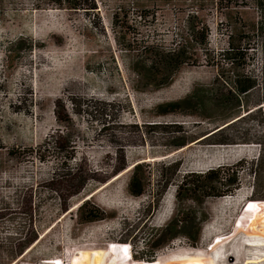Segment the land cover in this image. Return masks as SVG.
<instances>
[{
	"label": "rangeland",
	"instance_id": "rangeland-1",
	"mask_svg": "<svg viewBox=\"0 0 264 264\" xmlns=\"http://www.w3.org/2000/svg\"><path fill=\"white\" fill-rule=\"evenodd\" d=\"M94 2L96 8L84 12L37 6L35 0H0V264H90L92 258L86 255L97 248L111 249L106 252L115 261L126 247L134 263H147L174 249H206L217 233L211 227L222 218L214 211L216 204L240 191L225 221L236 219L238 224L264 215V103L256 104L261 87L245 97L247 107L222 120L207 95L228 34L243 43L245 34L239 30L259 19L257 1ZM197 21L208 28L204 48L189 40L188 26ZM248 35L253 59L244 71L262 80L264 49L256 34ZM183 39L190 41L194 64L181 68L158 90L131 87L124 45L170 49ZM193 91L203 98L204 109L155 114L157 105ZM55 112L63 123L57 122ZM229 123L222 132L205 137ZM57 130L64 131L63 141H74V157L62 163L68 150H54L45 161L38 160L32 151L42 147L38 150L43 153L44 142ZM220 137L234 140L215 143ZM175 141L184 145L174 146ZM239 144H252V152L221 153ZM136 163L145 181L139 196L128 191ZM218 166L233 171L230 179L236 177L238 188L231 194L202 198L182 188L175 197L183 176L190 182L193 175ZM240 199L246 202L237 209ZM84 201L107 216L81 222L84 213L78 207ZM181 212L186 221L177 227L180 233L156 248L168 239L167 229ZM197 230V239L188 236ZM34 235L36 239L11 258L24 239ZM259 240L240 232L229 247L246 244V257L254 259L264 254L263 240L262 247L250 245Z\"/></svg>",
	"mask_w": 264,
	"mask_h": 264
},
{
	"label": "trees",
	"instance_id": "trees-1",
	"mask_svg": "<svg viewBox=\"0 0 264 264\" xmlns=\"http://www.w3.org/2000/svg\"><path fill=\"white\" fill-rule=\"evenodd\" d=\"M256 1V7L259 10V19L256 23H253L251 27H242L239 30L241 33L245 34L243 35V39H245L243 43H240L241 41H239V43H235L233 33L228 34L227 45L219 53V58L215 62V65L218 68L217 76L207 87V95L211 96V100L217 107V112H220L218 117L219 120L237 115L240 107H247L248 105L245 97H247L249 92L254 88L261 87L262 91L256 104L264 103V65L261 69L262 80H259L257 77L249 75L244 71L253 59V57L248 53V48H250V43L247 42L249 32L256 34V36L260 38V42L262 43V47L264 49V2L261 0ZM35 2L37 6L46 4L58 8L64 7L70 10H82L84 12H89L90 10L96 8L94 0H35ZM188 31L190 41L197 42L203 48L206 46L208 28L204 23L197 21L195 24L188 26ZM237 32L238 31L236 30L235 34ZM189 40L183 39L174 48L170 49H166L157 44H142L136 46L132 44V42H128V44L124 45L122 47V51H124L125 55L128 56L126 66L132 75L130 79L131 87L136 90L145 91L158 90L170 84L174 75L181 68L186 65H192L195 62L189 49ZM225 66L228 67L226 68ZM262 106H264V104ZM260 107L261 106H259V108ZM196 108L204 109L205 103L203 98L198 96L196 91H193L181 100L161 103L157 105L154 110L156 115H167L184 110H191L190 112L192 113V110ZM55 118L59 123L64 122V119H62L59 112H55ZM231 123L219 128L215 132H212L207 137L214 136L219 132H222ZM63 132V130H57L55 135L53 134L48 137L47 141L44 142V147L42 149L43 153H39L40 151L38 149L42 148L39 147L37 150L32 151V154H34L38 160L45 161L48 157H50V154H52L54 150H68L64 157H62V163L71 160L74 157V141L71 139L63 141ZM233 140L234 137H220V139L216 140L215 143H232ZM50 144L52 150L47 149ZM173 145L177 147L182 146L184 145V141H175ZM171 166H173V164L169 165V167ZM122 168L123 165L114 170L117 172ZM139 170L140 163H136L132 167L131 175L128 181V191L134 196H139L144 192L145 181L138 173ZM229 170V168H225L224 166H218L215 169L207 170L206 173L201 175H193L195 176V179L190 182H186V179L183 176L180 180V184L177 185L175 197L179 198V193L182 188L186 191L199 193L202 198L231 194L236 188H238V184L235 176L232 179L229 178L231 174L234 175L233 171L232 173H229ZM205 181H207V185L203 184ZM218 185H222V189H217L216 187ZM190 197L192 198V196ZM253 199L254 198L249 199V202ZM78 209L80 213H84V217L80 219L81 222H91L103 219L107 216L97 206L93 204L89 205L87 201L80 204ZM184 214V212H181L177 215L172 224L173 228L167 229L168 239L160 241V243L155 245L156 248L161 246L162 243L168 242L169 239L174 238L180 233V231L177 230V227H179V224L183 221H186ZM198 232L199 230L193 234H188V236L195 240L198 237ZM35 239L36 235L30 239H24L19 250L16 251L15 255H12L11 258L18 256L23 249H25ZM150 257L151 255L148 259H151Z\"/></svg>",
	"mask_w": 264,
	"mask_h": 264
},
{
	"label": "bare ground",
	"instance_id": "bare-ground-1",
	"mask_svg": "<svg viewBox=\"0 0 264 264\" xmlns=\"http://www.w3.org/2000/svg\"><path fill=\"white\" fill-rule=\"evenodd\" d=\"M239 145L241 146L237 145L231 147L230 149H226V150L224 149L223 151H221V153L223 152L226 154L240 156L244 154H250L252 152L251 149L253 147L252 144H239ZM129 168L130 166L125 168L124 171H126ZM118 175H115L112 179L116 178ZM240 192H236L235 194L232 195H226L222 198V200L219 203L216 204L214 211L216 212V214L221 212L222 218L219 220V223L216 224V226L213 225L211 227V232L212 231L217 232L214 237H221V239L217 240L214 244H212L210 248L204 249L202 246L199 249L192 251L189 249L190 250L189 252L188 250L186 251L185 247L182 248L183 251L174 249L173 251L170 252H164L162 254L160 253L154 258V260L147 263L146 262L143 263L142 261H138V260L135 261L134 263V261H132L131 258L129 259L123 258L121 256L122 255L121 253L120 254L117 253L119 254L117 259L115 261H112L111 258H109V256L107 255L108 254L107 252L111 251V249H107V248L106 249L97 248L90 250V252H88L86 256L92 258V262L90 264H238L239 263L238 261L240 260L243 261V264H249V263L259 264L261 261H264V254L263 256L258 255L254 259H250L246 257V249H245L246 244H244L243 246H239L238 249L229 247V243L235 237H237V235L240 232L248 236L256 235L258 236V239H260L259 241L263 240L264 242V215L260 216L259 218L252 217V219L250 220H249L250 217L245 218L246 220H238L239 225L235 224L236 219H230L228 221H225V219L227 218L226 215L229 212V209L232 207V203L238 198H240L241 196ZM242 201L243 200H241L240 203L238 204L237 209L245 204L246 201L244 203ZM226 228H229L228 232H225L223 230ZM259 241H257L258 242L257 244H255V242L254 243L250 242V245L253 244L254 246L257 245L262 247L263 242L261 241L259 243ZM125 249L126 248H123V250ZM258 249L261 250L259 247ZM214 250H218L216 251L217 253L215 256H213ZM75 258L76 256H73L71 260L74 261ZM236 258L238 260H236ZM219 259H223V260L220 261Z\"/></svg>",
	"mask_w": 264,
	"mask_h": 264
},
{
	"label": "water",
	"instance_id": "water-1",
	"mask_svg": "<svg viewBox=\"0 0 264 264\" xmlns=\"http://www.w3.org/2000/svg\"><path fill=\"white\" fill-rule=\"evenodd\" d=\"M222 125H219V126H217V127H215L213 130H211V131H209V132H207L206 133V135H205V137H207L208 135H210L212 132H214L215 130H217L219 127H221Z\"/></svg>",
	"mask_w": 264,
	"mask_h": 264
},
{
	"label": "snow or ice",
	"instance_id": "snow-or-ice-1",
	"mask_svg": "<svg viewBox=\"0 0 264 264\" xmlns=\"http://www.w3.org/2000/svg\"><path fill=\"white\" fill-rule=\"evenodd\" d=\"M125 253L127 254V249H125Z\"/></svg>",
	"mask_w": 264,
	"mask_h": 264
}]
</instances>
